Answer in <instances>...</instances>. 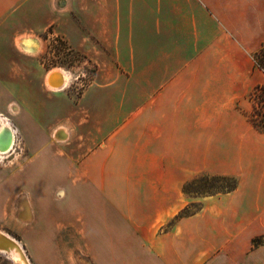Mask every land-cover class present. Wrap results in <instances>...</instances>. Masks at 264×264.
<instances>
[{
    "label": "crops",
    "instance_id": "1",
    "mask_svg": "<svg viewBox=\"0 0 264 264\" xmlns=\"http://www.w3.org/2000/svg\"><path fill=\"white\" fill-rule=\"evenodd\" d=\"M37 1L40 6L35 8ZM127 2L129 27L124 22ZM149 4L119 0V31L149 30L156 37L151 44L166 48L155 62L181 65L176 71L169 66L159 71L158 77L168 81L153 93L151 102L105 133L72 168L66 188L70 198L63 202L69 203V214L54 217L69 223L72 237L79 240L81 257L74 264H264V173L253 177L242 173L235 190L207 197L192 215L177 216L191 202L183 190L191 155L185 130L188 107L183 98L176 100L190 92L192 80L202 77L196 68L205 61H225L242 66V71L257 68L253 55L264 43V0H149ZM51 5L48 0H0V46L16 45L20 54L36 53L31 36L15 42L13 20L20 12H32L58 22L57 1L54 10ZM110 12L104 0V25ZM147 17L149 22L143 21ZM12 107L16 108L14 103ZM97 123L105 127L110 119ZM12 124L19 136L22 128ZM46 167L45 155H40L39 176ZM220 167V174L235 173ZM29 168L23 172L24 184ZM52 176L57 180L55 172ZM14 183L13 177L0 184V218L14 207V192L20 187L14 188ZM24 205L29 213L28 203ZM257 238L261 241L255 244ZM44 256L38 263L50 264Z\"/></svg>",
    "mask_w": 264,
    "mask_h": 264
},
{
    "label": "rangeland",
    "instance_id": "2",
    "mask_svg": "<svg viewBox=\"0 0 264 264\" xmlns=\"http://www.w3.org/2000/svg\"><path fill=\"white\" fill-rule=\"evenodd\" d=\"M48 1L53 10L57 1L58 22L50 23L53 16L32 12H20L13 20L15 42L31 36L36 53L20 54L16 45L14 49L0 46V111L22 128L15 150L0 158V184L14 177V188L20 186L14 192V207L0 218V228L22 243L35 264L44 255L50 264H74L81 257L79 240L72 237L69 223L54 217L69 214V203L63 202L70 198L66 188L72 168L105 133L151 102L153 93L168 81L158 77L159 71L168 66L176 71L181 64L155 62L166 48L151 44L156 37L149 30L119 31V0H106L111 12L105 25L104 0ZM128 6L127 2V27ZM143 19L149 22V17ZM59 67L71 77L66 88L56 91L46 84L45 75ZM196 69L202 77L192 80L188 94L176 96L188 107V180L201 176L187 193L193 205L189 211L201 208L207 197L229 182L213 176H233L239 183L242 173L247 177L264 173V132L244 114L252 107L249 94L264 81V71H242V66L225 61H205ZM103 118L110 119L109 125L98 126L97 120ZM40 155H45L47 164L41 176ZM220 166L235 173L220 174ZM54 172L58 181H53ZM0 264L17 263L0 252Z\"/></svg>",
    "mask_w": 264,
    "mask_h": 264
},
{
    "label": "bare ground",
    "instance_id": "3",
    "mask_svg": "<svg viewBox=\"0 0 264 264\" xmlns=\"http://www.w3.org/2000/svg\"><path fill=\"white\" fill-rule=\"evenodd\" d=\"M70 81V74L64 68H55L48 72L47 83L53 89H61ZM13 111L16 108L12 107ZM18 130L13 126L11 119L0 112V158L5 159L6 155L15 150L18 142ZM17 155V154H16ZM5 238L0 237V252L12 257L17 264H32L28 253L25 252L22 244L14 236L0 229Z\"/></svg>",
    "mask_w": 264,
    "mask_h": 264
},
{
    "label": "trees",
    "instance_id": "4",
    "mask_svg": "<svg viewBox=\"0 0 264 264\" xmlns=\"http://www.w3.org/2000/svg\"><path fill=\"white\" fill-rule=\"evenodd\" d=\"M254 63L257 68L264 71V43L262 46L254 53ZM249 99L252 102V107L250 110L245 111L244 114L247 117V120L250 122V124L257 129L260 132H264V81L261 83H258L254 86L252 91L249 94ZM201 176H197L191 181H188L184 184L183 190L185 193H190V188L192 184H195L197 181H199ZM213 178L220 179L222 181H229L227 182V185H224L216 191L217 193H227L235 190L238 187V181L233 176H224V175H218L213 176ZM193 205L189 204L187 205L180 213L177 215L178 217L183 216H189L197 211L200 210V208L189 211L190 208ZM261 241L260 238H257L254 240L255 244H258Z\"/></svg>",
    "mask_w": 264,
    "mask_h": 264
},
{
    "label": "water",
    "instance_id": "5",
    "mask_svg": "<svg viewBox=\"0 0 264 264\" xmlns=\"http://www.w3.org/2000/svg\"><path fill=\"white\" fill-rule=\"evenodd\" d=\"M0 237L5 238V236H3L1 233H0Z\"/></svg>",
    "mask_w": 264,
    "mask_h": 264
}]
</instances>
